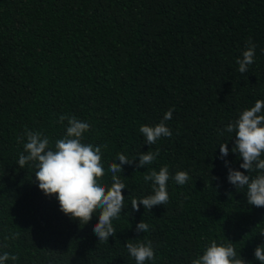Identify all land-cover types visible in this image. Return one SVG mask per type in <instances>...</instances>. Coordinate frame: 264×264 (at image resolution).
<instances>
[{
	"label": "trees",
	"instance_id": "obj_1",
	"mask_svg": "<svg viewBox=\"0 0 264 264\" xmlns=\"http://www.w3.org/2000/svg\"><path fill=\"white\" fill-rule=\"evenodd\" d=\"M249 39L254 63L241 74L235 61ZM257 100L264 0H0V254L18 257L6 264H136L129 240L151 243L155 259L145 264H191L212 241H230L237 258L260 264L254 249L264 245V207L228 183L224 160L241 172L243 161L231 151L234 133L218 134ZM169 109L172 136L145 144L140 127L157 125ZM61 115L89 123L83 143L106 146V186L118 153L131 161L159 152L145 168L138 159L122 165L125 208L108 241L92 231L96 214L87 224L72 220L39 190L34 165L18 166L26 131L54 146L66 134ZM164 166L189 180L169 179L167 204L133 210V197L152 194L144 174ZM141 221L145 233L136 231Z\"/></svg>",
	"mask_w": 264,
	"mask_h": 264
},
{
	"label": "clouds",
	"instance_id": "obj_2",
	"mask_svg": "<svg viewBox=\"0 0 264 264\" xmlns=\"http://www.w3.org/2000/svg\"><path fill=\"white\" fill-rule=\"evenodd\" d=\"M256 45L251 39L247 42L245 50L235 63L239 65L238 71L244 74L248 67L254 63ZM172 109L165 112L163 119L155 126L142 125L139 131L145 137V144L153 145L161 137L170 138L171 130L165 121L172 118ZM67 120L66 134L57 139L54 146H50V140L39 131H26V143L23 144V152L19 155L18 166L23 168L30 162L34 165L35 179L39 190L47 197H55L59 203L60 211L72 220H79L83 224L89 223L93 215L98 216V223L92 231L99 241H108L110 236H115L113 219L121 215L125 197L122 190L126 188L118 173H122V165H132L137 159V168H145L151 165L159 155V152L148 151L140 153L137 158L129 160L124 154H117V162L109 165L111 185L106 186L100 182L105 175L102 164L103 145L93 146L83 143L84 134L90 129L88 122L74 116L61 115L59 122ZM234 133V147L232 153L238 154V159L243 163L239 165L244 172L234 170L227 160L229 155L228 144L219 145L220 157L228 168L227 181L236 189L247 188L246 199L249 205L257 208L264 207V100H257L254 106L243 110L239 118L230 122L224 130H218L219 135L224 132ZM232 137V139H233ZM231 139V140H232ZM245 172L248 174L245 175ZM257 175L250 176L249 173ZM174 179L178 185H184L189 180L188 173L178 171L174 177H170L167 166L155 169L144 174L145 183L151 182L152 194L131 200V208L139 211L140 205L144 209L151 210L154 206L167 204L169 200L167 183ZM149 225L143 221L136 225L138 233H145ZM264 236V232L261 233ZM125 247L136 264H145L154 260L155 253L151 243L126 242ZM254 257L260 264H264V245L254 249ZM15 255L8 252L0 254V264L7 261H16ZM191 264H245L239 257L229 241L227 245H218L212 241L206 246L202 255L194 258Z\"/></svg>",
	"mask_w": 264,
	"mask_h": 264
}]
</instances>
